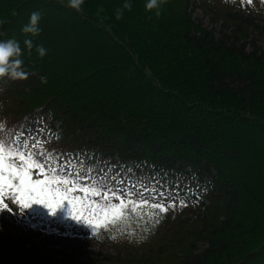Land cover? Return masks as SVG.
<instances>
[{
  "label": "trees",
  "instance_id": "1",
  "mask_svg": "<svg viewBox=\"0 0 264 264\" xmlns=\"http://www.w3.org/2000/svg\"><path fill=\"white\" fill-rule=\"evenodd\" d=\"M154 1L0 0V139L9 143L25 122L48 114L47 150L151 171L166 185L200 191L202 231L199 220L180 221L192 208L187 203L174 211L125 205L127 239L111 232L118 219L100 226L93 240L100 247L146 248L126 264H264V53L248 43L251 32L264 31L257 24L264 0H189L213 26L187 9L177 15L179 38L158 24ZM168 10L161 22L178 14ZM197 70L206 89L189 91ZM215 210L226 217L222 226L213 223ZM237 214L251 217L248 235L232 219ZM7 227L0 229V264H52L38 260L46 251L56 255L53 264L78 262L82 252L80 264H105L88 244L41 251ZM159 234L165 247L153 246ZM197 236L208 248L195 254ZM182 247L186 254H178ZM116 261L123 262L120 254Z\"/></svg>",
  "mask_w": 264,
  "mask_h": 264
},
{
  "label": "rangeland",
  "instance_id": "2",
  "mask_svg": "<svg viewBox=\"0 0 264 264\" xmlns=\"http://www.w3.org/2000/svg\"><path fill=\"white\" fill-rule=\"evenodd\" d=\"M188 1L189 0H155L151 6L154 7L152 13L156 15L154 17L159 20L158 24L166 28V31L175 38H179L184 31V24L180 23L181 18L178 17L181 12H183V14L184 12L186 13L187 9L189 12L192 10L193 20L197 23H202L204 27L208 29H212L214 19H211V15H205L203 11L198 9L191 2L189 9ZM230 1L235 4L236 2L243 3L250 0ZM164 5L167 10L178 12V14L172 16L173 19L169 22H161V14L159 13L164 8ZM223 23L224 21L221 19L217 27H215L218 37L222 35L219 25ZM257 24L264 28V16L257 20ZM248 43H251L249 50H253V44H255L259 52L261 54L264 53V31L260 33L251 32L249 34ZM201 74L202 73L197 70L194 75L190 76V79H188L189 84L186 86L187 90L194 92L196 89H206V87H203L201 80H199ZM178 76H180L179 72ZM46 119L49 118L40 115L36 120L31 121V125L27 128L28 131L21 133L17 142L22 148L17 153V157L15 152H13V156L10 154L9 156H0V220L2 216H6L8 219V222L3 220L0 222V225H2L0 228L1 232L6 233L7 230L10 232V227L7 226H11L15 228L18 236L22 237L25 235V237L31 241L39 243L41 251L47 248H59L60 246L63 247L62 251H64L69 249L73 243L76 245L88 244L89 246L87 248L90 247V254L93 255L94 260L98 262H104L106 264L109 263L111 258H113L115 264H126L125 260L127 258H132L134 261V258H138V256L146 251L145 247L137 250L130 249L131 251H129L128 249H115L109 246L100 247L98 246L99 243L90 240L100 226L105 227L110 225L117 219V223L111 227V232L116 235L115 237L118 236L120 239H127V236H129L130 232L121 222L122 216L127 212V209L119 204L117 198L107 199L105 195H102L100 192L87 193L85 191L78 192L72 190L62 182L40 177L37 172L28 165L29 163L19 159L22 155H34L35 151H41V146L44 142L41 132L46 128L44 125ZM50 156L51 155L47 156V158H50ZM58 161L59 160H56V162ZM66 161H68V159ZM73 167L74 164L72 163H68V165L65 163L64 165V168ZM80 167L81 172L84 174L94 177V179H103L105 182L112 183L121 178V174L118 173L117 170L110 172L107 176V172L103 170L105 168L102 165L96 169L85 168L84 164ZM75 169L77 170L78 166H75ZM115 183L124 184L120 182V180ZM128 185L129 184L126 183L125 186ZM167 197L168 203L166 204H172V200L169 199V196ZM138 206L139 203L133 205V208L135 209V207ZM215 213L217 216L212 219L213 223H216L215 226H222L221 224L226 220L224 213L221 210H215ZM240 214H237L232 219L236 221L237 224L240 223L239 225L244 228L242 230L240 229L239 232L242 233L244 231V234H247L246 231L253 229L252 225L250 226L251 217H248L247 221L242 219ZM260 218L264 221L263 216H260ZM228 219L230 220V217ZM183 220H192L195 222L199 220V222L195 224V227L199 229V231H202L204 229L206 215L201 207L191 208V210L180 219V221ZM178 221L171 222L170 225L174 226ZM175 228L172 230L169 229L170 233H172ZM185 232L191 234V232ZM247 235H245V237H247ZM198 236L195 238L196 240ZM162 237L163 235L159 234L156 239L158 243L155 241L153 246L156 248L165 247L164 244H162ZM230 246L232 247L234 245ZM196 247H198V249L193 250V252L198 254V252H202L208 248V242L204 241V239H199L197 240ZM187 251L188 248L182 247L178 251V254H186ZM237 253L238 249L234 248L228 255L230 257H235ZM119 254L123 262L116 261ZM126 254L128 256H125ZM47 258L53 260L51 262L53 264L56 255L54 256L46 251L38 260L49 262L50 260ZM85 258L86 253L82 252L79 256V261H75L72 264H80ZM171 260L172 259H167L164 264H169ZM158 264L163 263L158 262Z\"/></svg>",
  "mask_w": 264,
  "mask_h": 264
}]
</instances>
